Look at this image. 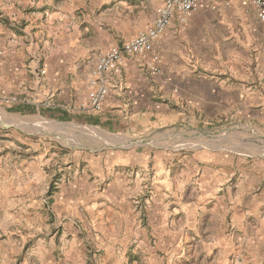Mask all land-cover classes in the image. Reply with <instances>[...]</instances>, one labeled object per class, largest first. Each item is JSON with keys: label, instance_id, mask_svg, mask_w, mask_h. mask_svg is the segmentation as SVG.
<instances>
[{"label": "rangeland", "instance_id": "obj_1", "mask_svg": "<svg viewBox=\"0 0 264 264\" xmlns=\"http://www.w3.org/2000/svg\"><path fill=\"white\" fill-rule=\"evenodd\" d=\"M55 1L0 0V38L9 34L7 38L11 41L23 40L26 48L21 50L23 59L18 57V60L26 64L24 69L33 78L24 84L27 93L8 94L0 90V264H133L135 261L136 264H150L151 257L156 264H264V178L260 180V172L255 171L264 169V122L255 119L240 124L235 115L228 119L227 128L200 129L196 138L198 143L194 142L203 147L202 153L209 144L223 145L225 142L233 155L229 169L216 176L217 169L216 172L208 169V175L205 173L204 177L209 180L204 184L205 190L210 187L209 183L214 185V190L206 193L210 202L200 203L198 178L203 173L200 169L211 161L205 159L196 165L191 152L184 149L183 153L179 152L182 161H175L170 178L171 191L158 190L154 181L155 170L149 167L141 191L131 197L133 221L141 232L134 247L136 258L125 252L122 241L114 248L112 244L101 247L100 242L92 240L91 235L97 232L103 236L114 232L106 228L102 209L95 212L91 209L96 196L109 183L108 171H102L99 159L110 153L121 137L117 132L79 119L69 107L62 111V115L48 113L49 101L36 91V74L39 79L43 78L45 65L42 59L38 69L34 70L32 57L35 51L29 49L34 43L49 56L53 47L57 48L54 36L47 31L51 28L46 26L48 16L44 11ZM80 1L90 5L93 0ZM94 1L101 7L94 23L109 28L112 21L130 19V31L132 25L139 27L151 21L157 13L156 0H151L149 6H144V0ZM116 8H120L123 16L115 14ZM38 12L40 18H37ZM196 18L201 45L206 44L204 37L215 36L211 41L217 45L230 49L241 42L243 47H248L252 58L261 56V53L264 56V23L242 0H203ZM41 23L42 28L39 27ZM45 41H51L46 49ZM18 47H21L20 43ZM104 52L91 49L86 61L79 64L90 66L93 73L97 58ZM201 56H208L206 50H201ZM13 97H17L20 103L7 101ZM19 104L27 105L32 112L15 111ZM37 104L45 110L39 111ZM174 137L170 138L171 143H192L189 136ZM211 178L216 183H211ZM20 185L29 191L33 188L42 207H25L4 192ZM67 193L80 195L85 202L67 205ZM159 194L166 203L169 202L174 213L175 201H181L185 209L183 216L182 212L172 216V229L179 230L183 226L184 237L177 245L169 244V253L162 247L163 240L151 234L148 224V204ZM244 208L250 214L243 212ZM97 219L98 223L95 222ZM116 231L121 234V230ZM75 238L88 239L92 247L90 260L79 254L76 263L69 260L67 249L74 245Z\"/></svg>", "mask_w": 264, "mask_h": 264}, {"label": "crops", "instance_id": "obj_2", "mask_svg": "<svg viewBox=\"0 0 264 264\" xmlns=\"http://www.w3.org/2000/svg\"><path fill=\"white\" fill-rule=\"evenodd\" d=\"M150 1L144 0V6H149ZM95 2L93 0L90 5L81 3L80 0H57L51 3L44 11L48 16L46 26L51 28L47 31L50 36H54L57 48L54 46L49 56L34 43L29 50L35 51L32 57L34 70L38 69V63L44 59L45 76L39 79L36 74L38 80L35 79V87L40 97L49 101L48 113L62 115V111L70 108L79 119L103 126L108 131L120 135L119 144L114 145L110 153L107 152L106 156L99 159L102 171H108L109 183L103 192L96 196L97 200L91 209V212L102 209L106 228L114 232L107 236L97 232L96 235H91V238L100 242L101 247L112 244L116 248L122 241L125 252L135 257L137 251L134 247L141 232L133 221L135 214L133 215L131 197L141 191L149 167L155 170L154 181L158 190L171 191L170 178L175 161H182L179 152L183 153L184 149L191 152V158L196 165L209 159L212 163L209 162L200 169L203 173L198 182L201 186L200 203L210 202L211 199L206 193L214 190V179L211 178L212 184L209 183L210 187L205 190L204 184L209 182L208 178L204 177L205 173L208 175V169L214 172L217 169L216 176L229 169L233 155L225 142L223 145L209 144L204 147L202 153L200 150L203 147L196 145V138L200 129L227 128V121L232 115L237 116L235 119H238L240 124L255 119L264 122V56L261 53V56L252 58L248 54V47H243L241 42L230 49L221 44L217 45L211 41L215 36L204 37L206 39H203V42L206 44L201 45L199 26L196 22L200 8L192 12L186 22L174 19L155 41L154 53H158L162 59L159 64L160 71L152 69L154 62L151 51L147 54L126 55L122 65L105 74L109 92L103 110L97 112L89 106L94 90L93 73L90 66H81L79 63L86 61L85 58L91 49L106 51L120 45L124 40L136 37L140 32L147 31L156 20L154 17H158L163 4L156 0L154 5L157 13L153 19L139 27L132 25L128 31L132 23L126 18L123 20L116 17L117 20L112 21L110 28L94 23V17L101 9ZM123 12L126 13L127 10ZM115 14L123 16L120 8L115 9ZM43 16L44 14L41 15ZM26 18L31 23L34 22L30 17ZM37 18H40L39 12ZM101 24L103 25V22ZM42 25L41 23L39 27L42 28ZM7 37L0 38V90L8 94L27 93L24 84L33 78L29 76L28 70L24 69L26 64L18 60V57L23 59L20 54L21 50H25L26 44L21 38L20 42H16ZM19 43L21 47H18ZM50 44L51 41H45L44 49ZM201 50H206L208 56L202 57ZM41 54L45 56L42 57ZM36 108L39 111L45 110L43 106L39 107V104ZM174 136H189L192 143H171L170 138L173 139ZM186 166L189 168L187 164ZM255 171L260 172V180L264 178V169ZM14 188L9 187L4 192H7V196L15 203L18 201L25 207H42L33 188L31 191L22 185ZM66 195L67 205H77V201L85 202L80 195ZM175 202V213L170 209L169 202L166 203L160 194L148 204L151 234L163 240L162 247L168 253L169 244L182 242L184 237L183 226H180L179 230L171 227L173 214L182 212L180 214L183 216L185 212L181 201ZM201 208L200 205L199 209ZM242 211L250 214L245 208ZM174 218H177V215ZM95 222L98 223V219ZM116 229L121 230V234H118ZM91 250L87 238H75L74 245L67 249V254L70 256L69 260L76 263L78 254L83 259L90 260ZM126 262L128 263L127 259ZM150 262L157 263L152 257ZM133 264H136V261Z\"/></svg>", "mask_w": 264, "mask_h": 264}, {"label": "built area", "instance_id": "obj_3", "mask_svg": "<svg viewBox=\"0 0 264 264\" xmlns=\"http://www.w3.org/2000/svg\"><path fill=\"white\" fill-rule=\"evenodd\" d=\"M163 6L153 25L147 30L140 32L136 37L124 40L120 45L112 47L97 58L93 70L92 84L94 90L91 93L89 106L101 112L104 108L105 100L109 92V85L105 79V74L115 67H119L124 62L126 55L147 54L153 51L152 69L159 70L161 56L154 53V43L165 31L167 26L174 20L186 22L189 15L197 11L202 6L201 0H159ZM249 5L256 17L264 23V0H242ZM7 101L20 103L17 97Z\"/></svg>", "mask_w": 264, "mask_h": 264}, {"label": "trees", "instance_id": "obj_4", "mask_svg": "<svg viewBox=\"0 0 264 264\" xmlns=\"http://www.w3.org/2000/svg\"><path fill=\"white\" fill-rule=\"evenodd\" d=\"M29 107L27 105H18L14 108L15 111H19V112H26V111H30L32 112V110H28ZM49 194H52V190L49 191Z\"/></svg>", "mask_w": 264, "mask_h": 264}]
</instances>
